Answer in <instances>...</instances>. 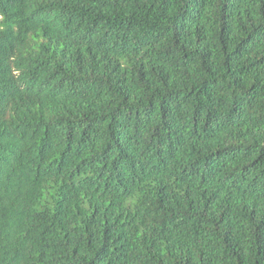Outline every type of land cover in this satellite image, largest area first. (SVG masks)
I'll return each mask as SVG.
<instances>
[{
    "label": "trees",
    "instance_id": "16d2710c",
    "mask_svg": "<svg viewBox=\"0 0 264 264\" xmlns=\"http://www.w3.org/2000/svg\"><path fill=\"white\" fill-rule=\"evenodd\" d=\"M0 264H264V0H0Z\"/></svg>",
    "mask_w": 264,
    "mask_h": 264
}]
</instances>
